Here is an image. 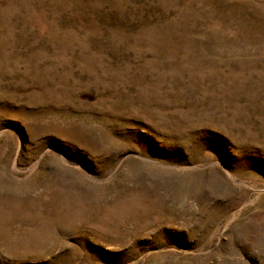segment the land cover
<instances>
[{"label":"rangeland","instance_id":"1","mask_svg":"<svg viewBox=\"0 0 264 264\" xmlns=\"http://www.w3.org/2000/svg\"><path fill=\"white\" fill-rule=\"evenodd\" d=\"M0 264H264V0H0Z\"/></svg>","mask_w":264,"mask_h":264}]
</instances>
